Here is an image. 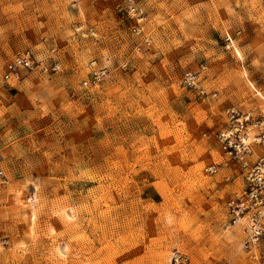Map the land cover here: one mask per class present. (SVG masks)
I'll return each instance as SVG.
<instances>
[{"label": "rangeland", "instance_id": "1", "mask_svg": "<svg viewBox=\"0 0 264 264\" xmlns=\"http://www.w3.org/2000/svg\"><path fill=\"white\" fill-rule=\"evenodd\" d=\"M129 1L0 0V74L45 68L0 86V264H262L225 204L264 155V0Z\"/></svg>", "mask_w": 264, "mask_h": 264}, {"label": "built area", "instance_id": "2", "mask_svg": "<svg viewBox=\"0 0 264 264\" xmlns=\"http://www.w3.org/2000/svg\"><path fill=\"white\" fill-rule=\"evenodd\" d=\"M78 1V0H77ZM131 3V0L129 1ZM132 3L130 4V6ZM131 12L140 13L137 8L131 7ZM144 18H139L143 20ZM132 33L138 35L140 29L138 26L132 29ZM84 35H94L91 31L83 33ZM223 42L227 49H232V38L229 34H225ZM94 64V63H93ZM45 69L29 49H24L14 53L9 61L6 62L0 74V86L9 82H19L24 75L32 71L33 68ZM106 69H94L90 73V77L82 82L85 87L97 86L106 76ZM182 86L198 95H203V90L199 87L197 73H183ZM240 128L235 129L239 132ZM238 142L232 140L229 133H221L219 138L223 143V149L228 150V154L232 152L237 155L246 150L247 145L243 143L242 138L237 136ZM258 141L264 146V131L259 136ZM206 172L215 173V166H209L205 169ZM4 178V173L0 167V179ZM228 225H234L239 219L245 218L246 224L243 225L245 239L243 248L248 252L252 250L264 238V155L251 166L244 177V186L241 191L234 192L225 204ZM259 261L264 264V247L258 253ZM169 264H192L189 256L186 253L174 251L170 258Z\"/></svg>", "mask_w": 264, "mask_h": 264}, {"label": "bare ground", "instance_id": "3", "mask_svg": "<svg viewBox=\"0 0 264 264\" xmlns=\"http://www.w3.org/2000/svg\"><path fill=\"white\" fill-rule=\"evenodd\" d=\"M253 139H254V141L258 140L257 138H253ZM242 141H243V143H245L246 139H242ZM13 203L18 205V206L19 205H23L22 202H21L20 194H19L18 191H16L15 195L13 196ZM58 215L61 217V219L65 220V221H69L71 219L68 211L65 210V209L58 210ZM33 216H34L33 213H31L29 215V222L33 219ZM246 222H247L246 219L242 218V219H239L234 225H229V226H239L241 228V227H243V225L246 224ZM259 245H260V243L258 245H256V246H253L252 249L255 250ZM242 248H243V245H242ZM171 256H172V254H171ZM171 256H170V258H171ZM257 256H258V254H257ZM170 258H169L168 264L170 262Z\"/></svg>", "mask_w": 264, "mask_h": 264}]
</instances>
